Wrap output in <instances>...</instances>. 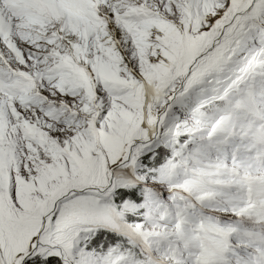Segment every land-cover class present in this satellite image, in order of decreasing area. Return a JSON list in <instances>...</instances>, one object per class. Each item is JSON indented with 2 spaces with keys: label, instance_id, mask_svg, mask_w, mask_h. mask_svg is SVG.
<instances>
[{
  "label": "snow or ice",
  "instance_id": "obj_1",
  "mask_svg": "<svg viewBox=\"0 0 264 264\" xmlns=\"http://www.w3.org/2000/svg\"><path fill=\"white\" fill-rule=\"evenodd\" d=\"M0 264H264V0H0Z\"/></svg>",
  "mask_w": 264,
  "mask_h": 264
}]
</instances>
